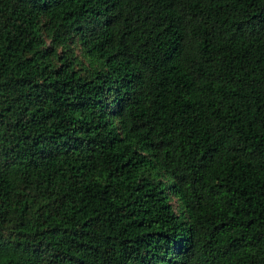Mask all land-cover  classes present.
Here are the masks:
<instances>
[{"label":"trees","instance_id":"16d2710c","mask_svg":"<svg viewBox=\"0 0 264 264\" xmlns=\"http://www.w3.org/2000/svg\"><path fill=\"white\" fill-rule=\"evenodd\" d=\"M0 264H264V0H0Z\"/></svg>","mask_w":264,"mask_h":264},{"label":"rangeland","instance_id":"374dc122","mask_svg":"<svg viewBox=\"0 0 264 264\" xmlns=\"http://www.w3.org/2000/svg\"><path fill=\"white\" fill-rule=\"evenodd\" d=\"M73 51H74V55L77 57L78 61H80L82 64H85V60L82 57V54H81L80 50L78 49V47H75ZM170 203H171L174 211H177L178 210V203L173 197L170 198Z\"/></svg>","mask_w":264,"mask_h":264}]
</instances>
